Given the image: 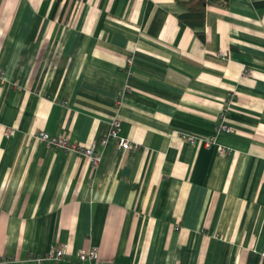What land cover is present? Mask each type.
<instances>
[{"label": "crops", "instance_id": "1", "mask_svg": "<svg viewBox=\"0 0 264 264\" xmlns=\"http://www.w3.org/2000/svg\"><path fill=\"white\" fill-rule=\"evenodd\" d=\"M190 1L0 0V264H264V0Z\"/></svg>", "mask_w": 264, "mask_h": 264}, {"label": "built area", "instance_id": "2", "mask_svg": "<svg viewBox=\"0 0 264 264\" xmlns=\"http://www.w3.org/2000/svg\"><path fill=\"white\" fill-rule=\"evenodd\" d=\"M2 75L0 71V76ZM120 120H115L112 124V131L110 135L102 140V145H107L109 140H114L117 142L118 146L126 151H133L137 149L136 145H133L130 141L121 138L119 136ZM221 131L231 132L232 130L224 124H219L216 127V133ZM12 132L9 131L8 134ZM36 139L42 143H46L49 146H53L56 149L62 150L69 154H76L82 158H85L92 167H97L101 162V154L97 149V144L94 143L91 146H85L71 142L67 138L52 136L46 132H41L36 135ZM197 137L189 136L188 140L194 142ZM215 139L206 141L208 146L214 144ZM222 153L226 154V149H222ZM67 257V247L66 245L59 244L52 248L51 251L42 257H35L34 259L39 263L44 261H63ZM78 260L80 264H107L105 261L101 260L100 255L96 249L82 250L78 253Z\"/></svg>", "mask_w": 264, "mask_h": 264}, {"label": "trees", "instance_id": "3", "mask_svg": "<svg viewBox=\"0 0 264 264\" xmlns=\"http://www.w3.org/2000/svg\"><path fill=\"white\" fill-rule=\"evenodd\" d=\"M229 2V0H192L189 3H186L191 12H194L196 15L204 14L208 6H214V5H226ZM184 3H182L183 5ZM258 7L264 9V2H261L257 4ZM188 23H192L188 20Z\"/></svg>", "mask_w": 264, "mask_h": 264}]
</instances>
